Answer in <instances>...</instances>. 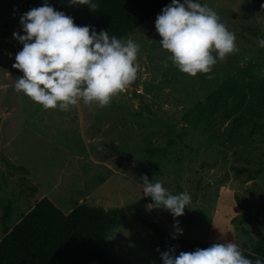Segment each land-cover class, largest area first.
Segmentation results:
<instances>
[{"label":"rangeland","instance_id":"obj_1","mask_svg":"<svg viewBox=\"0 0 264 264\" xmlns=\"http://www.w3.org/2000/svg\"><path fill=\"white\" fill-rule=\"evenodd\" d=\"M44 2L0 0V237L44 196L65 211L82 202L123 209L145 197L147 175L173 195L188 193L186 212L196 221L147 205L144 223L129 214L112 231L119 257L162 264L165 251L148 223L173 237L251 251L239 227L255 241L264 235V170L236 176L233 167L264 168V0H201L235 34L236 50L195 77L180 72L159 44L160 11L122 39L140 45L136 79L107 106L80 99L68 111L44 109L15 89L23 45L13 33L23 35L21 15Z\"/></svg>","mask_w":264,"mask_h":264},{"label":"clouds","instance_id":"obj_2","mask_svg":"<svg viewBox=\"0 0 264 264\" xmlns=\"http://www.w3.org/2000/svg\"><path fill=\"white\" fill-rule=\"evenodd\" d=\"M69 4L87 5L92 10L98 7L93 0H69ZM20 24L24 34L13 36L23 47L15 54L13 68L23 75L17 78L15 89L44 109L68 111L80 99L89 106H107L137 77L138 43L77 25L73 17L57 11L47 0L22 14ZM155 29L173 65L192 77L210 73L217 59L236 50L235 34L201 0H172L157 15ZM258 45L264 48V38H258ZM142 180L143 194L155 207L169 211L174 218L184 215L191 204L188 193L173 195L160 182H150L147 175ZM175 231L182 235L178 220ZM161 259L162 264H264L259 257L246 258L235 242L179 255L165 251Z\"/></svg>","mask_w":264,"mask_h":264},{"label":"trees","instance_id":"obj_3","mask_svg":"<svg viewBox=\"0 0 264 264\" xmlns=\"http://www.w3.org/2000/svg\"><path fill=\"white\" fill-rule=\"evenodd\" d=\"M93 2L98 5L95 10L87 5H70L69 0H52L50 4L57 11L73 17L75 24L88 25L97 33L104 30L110 36L122 40L162 11L172 0H93ZM174 143V140L168 141L169 145ZM15 168L29 174L22 166L15 165ZM233 170L236 176L245 174L251 177L259 175L264 168L233 167ZM28 180L31 182V179ZM30 191L36 194L38 188L32 185ZM147 205H154L150 197L141 198L123 209L112 211L102 207H91L84 202L65 211L44 196L35 200L13 226L6 224L0 237V264H131L116 254L110 236L129 214L143 222L140 214ZM181 217L189 222L196 221L186 209ZM258 224L262 226L259 221ZM147 226L162 249L171 251L173 255L216 244L174 238L156 223H148ZM239 229L248 239L252 249L249 252L240 249L242 254L252 260L257 257L264 260V235L255 241L246 228L240 226Z\"/></svg>","mask_w":264,"mask_h":264}]
</instances>
